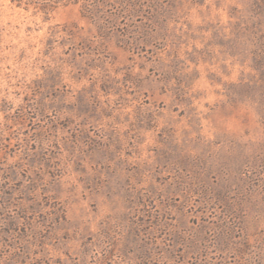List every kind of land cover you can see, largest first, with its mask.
Here are the masks:
<instances>
[{"label": "rangeland", "instance_id": "1", "mask_svg": "<svg viewBox=\"0 0 264 264\" xmlns=\"http://www.w3.org/2000/svg\"><path fill=\"white\" fill-rule=\"evenodd\" d=\"M0 264H264V0H0Z\"/></svg>", "mask_w": 264, "mask_h": 264}]
</instances>
